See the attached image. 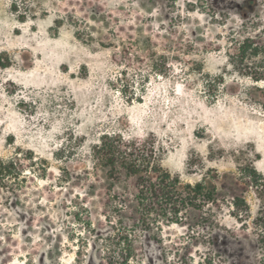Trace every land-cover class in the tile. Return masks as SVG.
I'll return each mask as SVG.
<instances>
[{
    "label": "rangeland",
    "instance_id": "rangeland-1",
    "mask_svg": "<svg viewBox=\"0 0 264 264\" xmlns=\"http://www.w3.org/2000/svg\"><path fill=\"white\" fill-rule=\"evenodd\" d=\"M247 40L264 50V0H0V160L17 175L0 264H264V188L245 176L264 179V54L242 61ZM105 136L217 204L135 227V179L93 157Z\"/></svg>",
    "mask_w": 264,
    "mask_h": 264
},
{
    "label": "trees",
    "instance_id": "trees-1",
    "mask_svg": "<svg viewBox=\"0 0 264 264\" xmlns=\"http://www.w3.org/2000/svg\"><path fill=\"white\" fill-rule=\"evenodd\" d=\"M253 43L247 40L240 45L239 56L242 61L248 59L253 52L254 55L258 52L264 54V50L260 51ZM93 157L97 164L108 170L110 180L120 182L124 174L135 179L133 211L138 218L133 221V225L142 231H151L154 226L160 227L162 224H181L188 219L190 210L205 213L210 205L217 204L215 190L202 183L183 186L178 176H173L163 168L153 149H147L137 142L126 143L120 137L105 136L100 140V145L93 149ZM14 166V163L0 160L1 186L5 187L7 180L17 177L13 171ZM245 176L253 186L264 188V179L254 167H248ZM107 201L109 212L113 216L122 217L127 203L119 197H108ZM241 205L248 208L245 200L236 199L235 207L239 208ZM210 219L204 217L202 223L208 224ZM261 244L264 246V235L261 236ZM108 264L131 263L110 259Z\"/></svg>",
    "mask_w": 264,
    "mask_h": 264
}]
</instances>
